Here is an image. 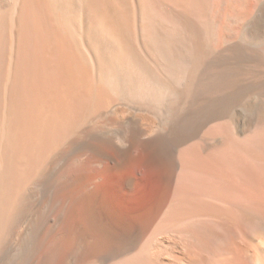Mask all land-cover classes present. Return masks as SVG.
Instances as JSON below:
<instances>
[{
	"label": "bare ground",
	"instance_id": "bare-ground-1",
	"mask_svg": "<svg viewBox=\"0 0 264 264\" xmlns=\"http://www.w3.org/2000/svg\"><path fill=\"white\" fill-rule=\"evenodd\" d=\"M259 3L249 40L216 48L213 0H0V252L16 221L50 212L57 177L74 181L67 168L104 176L86 209L99 228L95 214L112 213L119 176L138 165L160 178L148 222L161 264H264V147L215 131V143L187 145L243 95L230 69L262 35ZM149 113L158 124L146 138ZM41 226H21L20 264L37 255ZM106 249L114 258L131 248Z\"/></svg>",
	"mask_w": 264,
	"mask_h": 264
},
{
	"label": "rangeland",
	"instance_id": "rangeland-1",
	"mask_svg": "<svg viewBox=\"0 0 264 264\" xmlns=\"http://www.w3.org/2000/svg\"><path fill=\"white\" fill-rule=\"evenodd\" d=\"M259 1L213 0L215 7L214 46L216 48L224 46L225 42L239 43L249 40L244 37V30H246L249 19H252L255 13L258 12ZM263 33L264 27L260 38L253 41L250 40L252 46L246 51L248 55L247 59L232 66L230 69L231 72L233 71L232 74L236 76L237 82L240 81V85L244 87V93L237 101L234 111H223L218 119L216 118L208 122L202 128L199 136L187 145L199 143L209 146L215 143V140L206 139V136L209 132L215 131L222 135L226 139V142L229 140L226 135L233 133L241 141L240 146L242 147H264ZM231 89L229 88L228 90ZM201 103L199 104L201 105ZM199 104H196V107ZM207 109L203 108L200 111ZM147 117L149 118L148 120L141 121V125L145 131L149 126L158 124L157 117L152 113H149ZM146 134V138L152 135L151 132H147ZM117 144H120V142L117 141ZM133 151L135 154L139 153V149L137 148ZM112 154L117 160L121 159L118 149L112 151ZM100 167L97 166V168ZM95 170H97L96 167ZM65 172L74 181L69 182L67 185L65 177L62 175L57 177V187L62 192L54 198V204L50 212L35 213L31 215L32 217L23 216L24 218L16 221L10 231L8 229L9 233L7 232L5 235L7 240L0 252V264H20L22 260L20 250L23 249L22 247L26 243L25 238L29 235L27 233L30 232L40 219L45 222V226L44 228L41 226L43 231L36 237L35 246L37 248L35 254L37 255H34L30 264H161L160 242L162 237L156 230V226H149L148 222L151 215L149 213L151 206L160 199V178L158 172L138 165H132L127 169L126 173L123 172L122 177L119 176V184L121 180L126 181H121V195L114 202L112 213L95 214V216L99 215L100 217L99 220L102 225H99V228L90 227L92 226L90 225L92 218L89 217L91 213L86 212L95 202L92 201L89 192L93 189L92 194L100 198V186L105 181L104 176L99 175L100 177H96V174H93L89 167L84 168L83 173L81 172L82 174L77 171H71L68 168ZM80 175L83 176L82 181L77 180ZM125 176L126 179L124 178ZM112 220L114 224L108 225L107 223L109 221L112 223ZM27 223L29 224V228L25 231L27 233L20 236L19 232L21 229L23 230L21 226ZM96 229L99 230L98 233L95 231ZM248 236H246V243L250 244L252 240L250 234ZM112 237L115 238V242ZM124 245L129 246L131 249H127L126 252L114 258L105 254L106 248L109 246L119 247ZM97 246L105 250V252H102V249L99 251L104 256L102 255L100 259L91 258L90 255L97 251L95 249ZM155 253L157 254V259L152 261L149 256Z\"/></svg>",
	"mask_w": 264,
	"mask_h": 264
}]
</instances>
